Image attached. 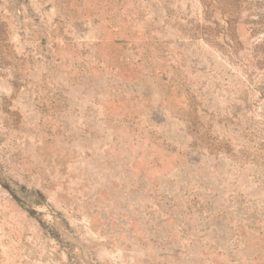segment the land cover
Returning <instances> with one entry per match:
<instances>
[{"label": "rangeland", "instance_id": "rangeland-1", "mask_svg": "<svg viewBox=\"0 0 264 264\" xmlns=\"http://www.w3.org/2000/svg\"><path fill=\"white\" fill-rule=\"evenodd\" d=\"M0 264H264V0H0Z\"/></svg>", "mask_w": 264, "mask_h": 264}]
</instances>
